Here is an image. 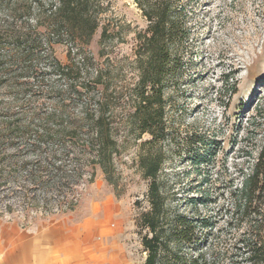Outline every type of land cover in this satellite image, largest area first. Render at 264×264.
Wrapping results in <instances>:
<instances>
[{"label": "trees", "instance_id": "trees-1", "mask_svg": "<svg viewBox=\"0 0 264 264\" xmlns=\"http://www.w3.org/2000/svg\"><path fill=\"white\" fill-rule=\"evenodd\" d=\"M133 1L147 25L136 34L137 80L121 97L127 98L130 109L125 120L117 122L108 96L105 99L109 86L97 67L91 79L102 88L103 100L80 101L81 115L68 113L71 105L65 103L66 97H87L90 78L82 76L78 64H61L43 48L49 40L61 42L64 37L73 45H88L100 26L106 0H30V4L1 0L0 9L6 8L14 22L0 18V194L30 199L38 191L47 192L64 199L56 207L43 209L42 204L48 207L51 199L43 197L40 202L34 197L26 208L51 215L73 211L80 196L77 188L87 173L82 158L89 156V164L100 166L106 180L114 184L112 169L119 154L116 134L123 127L136 141L144 134L150 136L141 143L145 151L139 157L143 177L149 181V210L137 219L147 253L145 264H264V143L248 170L240 169L239 183L230 180L229 204L218 209V218L172 212L167 205L160 179L167 158L162 144L171 131L166 91H180L187 57L195 54L189 43L193 25L183 0ZM106 34L105 28L102 45ZM48 95L54 99L53 111L42 110V104L29 106L33 97ZM193 140L191 150L201 148L190 155L193 165L212 162L214 141L201 135ZM202 192L186 201L197 208L218 199L219 194ZM11 206L6 205L5 213L12 214ZM222 220L224 227H216Z\"/></svg>", "mask_w": 264, "mask_h": 264}, {"label": "rangeland", "instance_id": "rangeland-1", "mask_svg": "<svg viewBox=\"0 0 264 264\" xmlns=\"http://www.w3.org/2000/svg\"><path fill=\"white\" fill-rule=\"evenodd\" d=\"M183 1L193 25L189 43L195 54L187 57L180 91H166L167 121L171 131L162 144L167 158L160 179L172 212L178 210L187 215L195 213L218 218V209L229 204L230 180L239 183L240 169L248 170L259 146L264 143V0ZM28 2L30 4V0ZM5 10L0 9V18L14 22ZM30 15L36 17V12L30 10ZM29 23L35 24L33 20ZM146 25V19L133 0H106L100 26L88 45H73L67 37L61 42L51 39L50 43H44L45 51L49 54L52 51L57 61L78 64L83 69L82 76L90 78L86 79L92 87L87 97L83 96L82 100L66 97L65 103L71 105L68 113L80 116L83 104L80 101L103 100L102 88L91 79L97 67L105 85L109 86L105 99L108 96L113 116L117 122L125 120L130 105L127 98L121 97L127 95L137 80L136 34ZM105 28L107 34L102 45L100 40ZM41 104L42 110L53 111L54 99L51 95L36 96L29 106ZM253 121L257 122L251 124ZM116 135L119 154L114 158L112 169L114 184L106 180L100 166L89 164L91 158L86 156L80 160L87 173L77 188L80 196L73 212L51 215L41 214L39 208H26L34 197H39L40 202H44L43 197L51 199L52 204L48 207L42 204L43 209L56 207L63 196L38 191L29 194L33 195L30 199L19 195L4 198L5 193H2L0 225L14 223L30 227L65 215L104 217L111 244L110 264L117 263L115 257H119V264H145L147 253L138 233L137 219L149 210V181L143 177L139 157L145 151L141 143L150 136L144 134L136 141L123 127ZM195 135L214 141L216 153L212 162L193 165L190 155H196L201 149L190 148ZM203 190L214 194L213 197L219 194L218 199L207 206L199 204L193 208L186 199L200 197ZM6 205H12V214L5 213ZM223 223L222 220L215 226L224 227ZM117 250L119 256L115 253Z\"/></svg>", "mask_w": 264, "mask_h": 264}, {"label": "crops", "instance_id": "crops-1", "mask_svg": "<svg viewBox=\"0 0 264 264\" xmlns=\"http://www.w3.org/2000/svg\"><path fill=\"white\" fill-rule=\"evenodd\" d=\"M56 217L30 227L1 224L0 264H110L104 217Z\"/></svg>", "mask_w": 264, "mask_h": 264}]
</instances>
